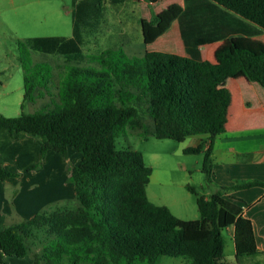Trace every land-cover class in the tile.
Returning <instances> with one entry per match:
<instances>
[{"label":"trees","instance_id":"1","mask_svg":"<svg viewBox=\"0 0 264 264\" xmlns=\"http://www.w3.org/2000/svg\"><path fill=\"white\" fill-rule=\"evenodd\" d=\"M104 1H73L71 37L20 43L34 53L58 55L64 63L51 72L49 64L21 60L22 109L46 97L52 103L34 113L1 116L0 131L25 133L41 142V159L31 170L42 168L49 152L68 158V150H76L81 161L68 165V180L78 206L55 207L7 226L0 232V263L31 255L30 241H39L43 246L34 254V264H161L164 257L225 264L223 232L229 228L237 259L261 254L251 220L238 199L226 196L264 188V181L237 180L209 197L198 196V219L184 221L149 200L153 170L141 153L117 150L116 140L127 128L180 143L206 136L207 141L183 152L203 155L202 172L211 184L213 142L226 132L233 104L223 84L243 73L264 88V45L251 40L264 33V0H183L181 11L168 7L159 15L144 14L142 56L112 48L88 57L84 33L98 26ZM152 27L158 34L155 41ZM217 43L212 63L205 50ZM87 58L91 65L81 66ZM13 177L17 174L0 167L1 181Z\"/></svg>","mask_w":264,"mask_h":264},{"label":"rangeland","instance_id":"2","mask_svg":"<svg viewBox=\"0 0 264 264\" xmlns=\"http://www.w3.org/2000/svg\"><path fill=\"white\" fill-rule=\"evenodd\" d=\"M73 1L0 0V117L14 118L21 112L34 113L42 110L46 103H52L51 98L46 97L24 104L22 109L24 79L21 60L49 64L51 72H54L58 65L64 63L63 59L58 55L34 53L20 43L28 38L71 37L74 29ZM168 7L181 11L183 0H160L156 4H146L143 0H125L112 4L111 0H105L103 16L96 19L98 26H89L85 30L87 46L84 54L90 57L107 49L122 48L129 55L142 56L146 52L141 27L142 17L145 13L159 15ZM175 31L176 27H171L168 34L173 35ZM152 33V41H155L158 37L155 27H152ZM251 40L264 45V36ZM220 44L207 47V60L214 62V52ZM90 65V58L81 64L84 67ZM51 90L56 94L54 86ZM53 99L56 100L55 97ZM148 124L151 122L148 121ZM186 143L158 140L153 136L144 137L140 131L127 128L126 133L117 138L116 148L132 149L141 153L146 166L153 170L147 185V195L153 204L168 207L178 219L192 221L199 216L197 197L207 195L210 184H207L206 175L202 172L203 155H185L183 151L189 142ZM72 151L78 153L76 150ZM190 188H194L197 195ZM77 206L76 198L59 204V207L70 209ZM229 233L227 230L223 232L225 257L235 262L234 242ZM39 235L42 236V233ZM30 246L31 255L24 261L34 264V254L42 250L43 244L30 241ZM250 259L261 260L264 264V258L258 256L246 257L243 261ZM161 264H186V260L164 257Z\"/></svg>","mask_w":264,"mask_h":264},{"label":"crops","instance_id":"3","mask_svg":"<svg viewBox=\"0 0 264 264\" xmlns=\"http://www.w3.org/2000/svg\"><path fill=\"white\" fill-rule=\"evenodd\" d=\"M223 87L232 93L233 104L226 132L213 142V182L205 197L217 192L220 186H230L237 180L264 181V88L251 82L243 73L227 80ZM202 141H207V137H188L183 142H189L184 149ZM41 149V142L25 133L0 131V167L17 174L6 181L0 180V232L7 226L59 207L60 202L75 199L74 186L68 183V165H78L81 155L72 149L68 150V158L49 152L43 167L31 170L41 159ZM231 197L239 200L236 203L243 208V215L252 222L261 252L255 256L264 258V188L240 190L226 196ZM227 231L233 241V229ZM246 257L250 256L237 259L235 255V262L226 259L225 264H262L256 259L243 261ZM26 258L6 257L0 264H27Z\"/></svg>","mask_w":264,"mask_h":264}]
</instances>
